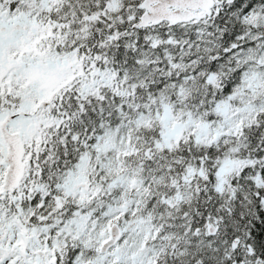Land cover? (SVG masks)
Instances as JSON below:
<instances>
[{"label":"snow or ice","instance_id":"snow-or-ice-1","mask_svg":"<svg viewBox=\"0 0 264 264\" xmlns=\"http://www.w3.org/2000/svg\"><path fill=\"white\" fill-rule=\"evenodd\" d=\"M0 264H264V0H0Z\"/></svg>","mask_w":264,"mask_h":264}]
</instances>
